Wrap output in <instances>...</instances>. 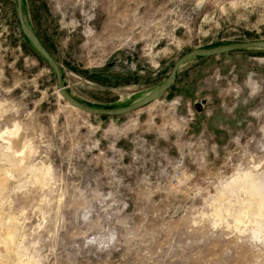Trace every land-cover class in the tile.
I'll use <instances>...</instances> for the list:
<instances>
[{
  "label": "rangeland",
  "instance_id": "374dc122",
  "mask_svg": "<svg viewBox=\"0 0 264 264\" xmlns=\"http://www.w3.org/2000/svg\"><path fill=\"white\" fill-rule=\"evenodd\" d=\"M22 11L90 106L142 98L191 50L264 41V0H22ZM27 43L15 0H0V264H264V210L251 206L264 208V189L233 220L239 184L264 180V51L190 60L159 100L101 118L58 96Z\"/></svg>",
  "mask_w": 264,
  "mask_h": 264
},
{
  "label": "water",
  "instance_id": "95a60500",
  "mask_svg": "<svg viewBox=\"0 0 264 264\" xmlns=\"http://www.w3.org/2000/svg\"><path fill=\"white\" fill-rule=\"evenodd\" d=\"M15 3H16V17L20 31L23 37L31 46V48L34 50V52L44 62H46V64L52 70V73L55 78L58 96L62 98L71 108H74L80 112H83L91 116H99V117L123 116L128 113L134 112L144 106H147L152 102L159 100L162 97V95L165 92H167V90L172 85L179 68L183 66L185 63L189 62L190 60L196 58L215 57V56L243 51V50L264 51L263 40L222 44L208 48L194 49L182 55L179 59H177V61H175V63L173 64L169 75L160 84H158L150 93L146 94L142 98L121 107H115V108L95 107L81 103L70 95L66 87L63 85L62 73L59 66L51 57V55L48 53V51L44 48V46L41 44V42L39 41L35 33L32 31V29L26 24L22 11V0H15Z\"/></svg>",
  "mask_w": 264,
  "mask_h": 264
},
{
  "label": "bare ground",
  "instance_id": "6f19581e",
  "mask_svg": "<svg viewBox=\"0 0 264 264\" xmlns=\"http://www.w3.org/2000/svg\"><path fill=\"white\" fill-rule=\"evenodd\" d=\"M68 105V104H67ZM69 106V105H68ZM14 133H10V135H12ZM16 151H14L15 153ZM254 176V175H253ZM256 178V177H255ZM240 179V178H239ZM259 179V178H258ZM243 181V180H242ZM259 181V180H258ZM256 179H254L253 177L252 178H247L246 181L244 183H240L241 181H239V187L242 189L243 193L245 194V198H244V203H242L241 205V210L239 212H237L236 215L233 216V220L234 221H237L236 223L238 224L239 222L238 221H241L242 219V211L246 210V207L247 205H244L245 202H248L250 201L252 195L256 194L257 196H260L258 195L259 193H262L260 192L261 189H264V187H262L261 183L258 182ZM234 183V182H233ZM236 187V186H235ZM234 188V187H233ZM237 188V187H236ZM240 191V190H239ZM264 191V190H263ZM255 195V197H257ZM1 200V199H0ZM242 201V202H243ZM254 201V200H253ZM264 201V200H263ZM264 203V202H263ZM241 204V203H240ZM253 204V207H254V212L257 213V215L259 216H263V210L264 208H262V200L260 198H255V201L251 203V206ZM264 207V206H263ZM264 224V223H262ZM7 231V230H6ZM5 232V231H4ZM8 232V231H7ZM12 232V231H11ZM1 245L4 246L5 249H8L9 247V235H7L6 237H2L1 236Z\"/></svg>",
  "mask_w": 264,
  "mask_h": 264
},
{
  "label": "trees",
  "instance_id": "16d2710c",
  "mask_svg": "<svg viewBox=\"0 0 264 264\" xmlns=\"http://www.w3.org/2000/svg\"><path fill=\"white\" fill-rule=\"evenodd\" d=\"M29 45V43H27ZM95 107H102V108H111V107H107V106H95ZM101 118H105V117H101Z\"/></svg>",
  "mask_w": 264,
  "mask_h": 264
},
{
  "label": "snow or ice",
  "instance_id": "6c2138e0",
  "mask_svg": "<svg viewBox=\"0 0 264 264\" xmlns=\"http://www.w3.org/2000/svg\"><path fill=\"white\" fill-rule=\"evenodd\" d=\"M262 185H264V180L261 181Z\"/></svg>",
  "mask_w": 264,
  "mask_h": 264
}]
</instances>
